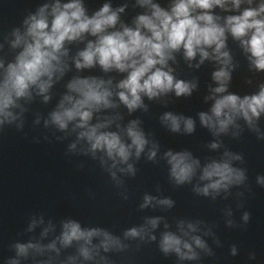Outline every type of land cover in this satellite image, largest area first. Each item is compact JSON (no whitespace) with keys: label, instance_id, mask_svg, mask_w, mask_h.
Instances as JSON below:
<instances>
[{"label":"clouds","instance_id":"clouds-1","mask_svg":"<svg viewBox=\"0 0 264 264\" xmlns=\"http://www.w3.org/2000/svg\"><path fill=\"white\" fill-rule=\"evenodd\" d=\"M254 2L169 0L168 6L163 7L154 0H135L133 7L145 11L133 17L131 26L121 19L127 3L114 8L107 0L91 13L85 0H50L40 4L8 33L14 38L10 40L11 48L19 49L14 58L6 61L0 57V132L13 125L17 131H23L24 114L28 109L20 101L29 104L36 97H42V102L49 104L53 100V89L65 81L74 66L76 74L63 83L64 90L58 94L55 106L44 120L45 128L53 127L58 132L74 134L75 139L68 144L66 155L98 159L115 186L124 189L122 177L135 178L136 165L142 158L158 163L161 146L150 138L151 133L146 132L140 117L128 119L125 123V115L119 109L123 106L131 116L138 111L149 112L144 98L151 101L169 94L176 98L191 97L198 88V81L177 78L176 69L169 64V61L176 63V54L182 53L190 68H199L205 61L218 65L211 74L216 86H210V94L204 98L205 102L212 101L211 107L197 114L201 127L208 129L214 137L236 129L231 135L238 138L246 126L257 139L264 140V131L260 127L264 116V82L258 83L255 91L244 95L229 90L233 73L239 67L228 46L229 36L238 42L249 71L264 73V0H259L255 7L252 6ZM242 4L248 6L240 11ZM216 8L223 12L236 10L237 14L221 16L215 12ZM81 44L84 46L77 47L72 55V46ZM197 56L199 61L193 65L191 62ZM97 67L105 74L116 72L123 78L114 82V77L106 79L81 74ZM246 83L252 84V80L249 78ZM241 120L244 126L238 123ZM39 122L37 116L35 123ZM160 123L173 134L192 135L196 131L192 117L171 111L163 113ZM77 145H81L78 153ZM221 146L218 140L208 145L211 150ZM162 159L167 165L168 180L176 187L191 184L199 173V180L206 183L202 187L193 186L192 191L197 195L207 197L213 193L218 195L222 190L228 192L233 187L247 188V169L234 164L237 161L244 163V157L231 150L226 149L220 158H207L202 163L186 148L175 151L169 148L164 151ZM256 183L264 187V176L257 175ZM127 198L124 196L125 200ZM157 205L170 209L175 206V201L170 197L145 194L139 207ZM162 219L159 216L146 218L144 224L127 229L123 236L138 239L141 243L156 242L153 233ZM241 219L243 224L238 225L232 219L226 223L229 227L243 228L250 220V213L244 211ZM199 223L185 226L184 221H179L177 231L167 230L169 225L165 223L166 230L161 232L157 245L159 251L165 257L174 254L178 262L198 261L202 258L201 252L212 256V249L206 241L193 235L200 230ZM48 230L45 229V234ZM209 234L205 232V235ZM94 238H98L99 243L94 244ZM57 241L65 249L77 243L79 256L96 261V264H112L108 257L100 255L101 250L123 252L129 247L107 230L83 228L76 220L69 219L63 222L57 240L50 244L15 243V256L6 264H20L21 258L26 259L30 254L59 253ZM231 255H236L235 246ZM76 259L69 256L66 264H75ZM38 264H53V260L49 258Z\"/></svg>","mask_w":264,"mask_h":264},{"label":"water","instance_id":"water-1","mask_svg":"<svg viewBox=\"0 0 264 264\" xmlns=\"http://www.w3.org/2000/svg\"><path fill=\"white\" fill-rule=\"evenodd\" d=\"M50 2V0H42V3ZM67 2V0H62ZM107 0H85L89 12L100 7ZM113 7L127 3L128 7L121 14V19L131 26L133 17L145 11L139 7H133L135 0H110ZM163 7H167L169 0H154ZM259 0H255L253 7L257 6ZM247 4H242L240 11ZM231 8V4H229ZM215 12L221 16L229 14H237L236 10L232 12H223L216 8ZM119 28V25L117 26ZM84 45L72 46V55L75 54L77 47ZM228 46L232 51L235 62L239 65L238 69L233 73V81L230 91L240 95H244L256 90V85L264 82V73H256L249 71L247 61L242 53L238 42H235L229 36ZM199 61L197 56L195 61L191 63L195 65ZM169 64L176 69L177 78L185 80H197L198 88L189 98H176L173 94L166 97L149 101L144 98L145 104L149 107L148 113L140 111L133 113L131 116L127 114L126 109L121 106L119 111L125 115V123L128 119L140 117L144 123L143 127L146 132L151 133L150 138H154L160 144V151L157 154L158 163L154 164L141 159L137 163L138 172L135 178L122 177L131 193L136 204L143 203L145 194L164 198L170 197L175 201V206L166 208L163 206H149L141 210L145 218L162 217L160 226L154 231L157 238H160L161 232L165 231L164 224L167 223V230L177 231V223L184 221L187 223H199V231L193 235H199L206 241L212 249L213 255L206 256L201 252V259L198 261L178 262L177 257L172 254L170 258L175 264H264V187L256 183L257 175L264 176V140H259L254 133L247 130L244 122L238 121L244 126V131L238 138H233L231 132L236 129H230L227 135L222 134L214 137L208 129L201 127L198 113L200 111H208L212 101L205 102V96L209 95V87H215L211 74L218 67L212 61H205L199 68L189 67V62L185 61L182 53L176 54V63L169 61ZM76 74L73 66L71 75ZM82 75H97L104 78L114 77V82L123 78L122 74L116 72L105 74L98 67L91 70H84ZM252 80V84H247V79ZM174 112L184 116L192 117L196 122V131L192 135L173 134L168 132L160 123V117L165 112ZM261 130L264 131V116L260 120ZM218 140L221 147L217 150H211L208 145L210 142ZM172 150L188 149L193 155L201 160L202 163L207 158H220L222 153L228 149L234 153L243 155L244 163L234 162L236 167H245L247 169V188L233 187L228 192L223 190L217 194H210L205 197L197 195L192 191L193 186H203V181L199 180V173L193 178L189 185L176 187L170 183L167 175V165L162 159L166 149ZM243 192V196L238 193ZM215 196V199H213ZM155 204V201L153 202ZM242 205V206H238ZM244 211L250 213V220L246 226L229 227L227 221L232 219L236 224H243L241 219ZM231 212V215L229 213ZM209 232V235H205ZM218 241V243H217ZM236 247V255H231L232 247ZM197 251H201L197 249ZM255 254V258H252Z\"/></svg>","mask_w":264,"mask_h":264}]
</instances>
